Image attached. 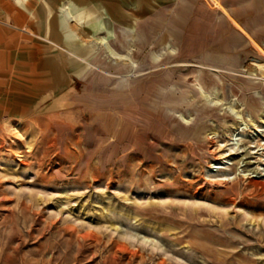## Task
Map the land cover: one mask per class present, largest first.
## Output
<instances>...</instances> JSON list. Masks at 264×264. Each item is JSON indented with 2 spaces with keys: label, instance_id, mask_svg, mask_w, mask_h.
Instances as JSON below:
<instances>
[{
  "label": "rangeland",
  "instance_id": "rangeland-1",
  "mask_svg": "<svg viewBox=\"0 0 264 264\" xmlns=\"http://www.w3.org/2000/svg\"><path fill=\"white\" fill-rule=\"evenodd\" d=\"M0 40V264H264V0H0Z\"/></svg>",
  "mask_w": 264,
  "mask_h": 264
},
{
  "label": "bare ground",
  "instance_id": "bare-ground-1",
  "mask_svg": "<svg viewBox=\"0 0 264 264\" xmlns=\"http://www.w3.org/2000/svg\"><path fill=\"white\" fill-rule=\"evenodd\" d=\"M67 18L69 19V22L72 24L73 28L78 32V34L80 36L83 37H86L87 40H89L90 38V34L86 31V28L84 26V24L80 21V20H77L70 12V10L66 7V12H65ZM113 17H115V20L117 21H125L127 18L125 17V15H123V12L121 11V9H115V11L113 12ZM126 22V21H125ZM108 26H103L101 28V30L103 29H106L107 28V31L108 33L112 34L114 36V38L117 37V33L115 31V28H114V24H113V20L111 21V23L107 24ZM125 30L130 31L129 28H126L124 27ZM237 30L241 31L239 28H237ZM241 33V32H240ZM81 38V37H80ZM81 38V39H82ZM0 42H3V40H0ZM90 42H95L96 44L100 46H104L106 48V51L108 52L109 56L115 58L116 60H122L123 62L127 59L128 56H124L122 54H120L119 52H117L113 46L111 45V42L107 41L106 39L104 38H101V39H98L97 41H90ZM3 45V44H2ZM2 47V46H1ZM78 55L81 57L80 58L81 60L85 61V49L82 50V51H79ZM108 56V55H107ZM129 59V58H128ZM74 61V60H73ZM76 61V60H75ZM10 64V66H12L13 62L11 63L10 61L8 62ZM2 64H4L6 66V63L3 62ZM8 66V65H7ZM88 73V72H87ZM87 73L81 75V77H84ZM262 146V145H261ZM248 164L251 162H247Z\"/></svg>",
  "mask_w": 264,
  "mask_h": 264
},
{
  "label": "crops",
  "instance_id": "crops-1",
  "mask_svg": "<svg viewBox=\"0 0 264 264\" xmlns=\"http://www.w3.org/2000/svg\"><path fill=\"white\" fill-rule=\"evenodd\" d=\"M256 1H257V0H256ZM256 7L258 8V6H256ZM257 12H258V10H257ZM259 17L261 18V16H258L257 18H259ZM257 18H255V19H257ZM158 22H159V21H157V23H158ZM250 25H251V23H250ZM257 25H258V24H257ZM253 29H256V28L253 27ZM257 29H258V28H257ZM240 32H241V31H240ZM242 35H243V34H242ZM244 35H245V34H244ZM242 38H243V37H242Z\"/></svg>",
  "mask_w": 264,
  "mask_h": 264
}]
</instances>
